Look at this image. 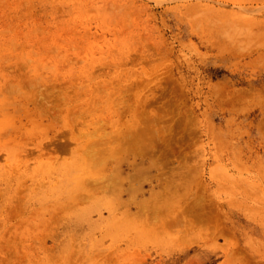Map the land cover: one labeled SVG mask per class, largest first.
Instances as JSON below:
<instances>
[{
    "label": "rangeland",
    "instance_id": "374dc122",
    "mask_svg": "<svg viewBox=\"0 0 264 264\" xmlns=\"http://www.w3.org/2000/svg\"><path fill=\"white\" fill-rule=\"evenodd\" d=\"M0 264H264V0H0Z\"/></svg>",
    "mask_w": 264,
    "mask_h": 264
},
{
    "label": "bare ground",
    "instance_id": "6f19581e",
    "mask_svg": "<svg viewBox=\"0 0 264 264\" xmlns=\"http://www.w3.org/2000/svg\"><path fill=\"white\" fill-rule=\"evenodd\" d=\"M45 96H46V95H45ZM66 97H67V96H66ZM43 100H45V97L43 98ZM70 101H71V99H70ZM106 101H107V100H106ZM152 101H155V102H156V101H157V97H156V98H153V99H151V100H148V101H147V104L151 103ZM36 102H37V100H36ZM60 102H61V101H60ZM171 102H172V101H171ZM44 103H45V101H44ZM147 104H146V105H147ZM152 104H154V103H152ZM163 104H164V103H163ZM163 104H162V106L165 107V105H163ZM166 104H167V103H166ZM58 105L60 106V104H58ZM58 105H57V106H58ZM63 105H64V104H62L61 107H62ZM146 105H145V106H146ZM156 105H157V104H156ZM57 106H54V107L57 109V108L59 107V106H58V107H57ZM162 106L160 107V105H159V106L157 105V106H156L157 111H156L155 113L152 112V113H151L152 116L150 115L149 118H146V119L149 120V119L151 118L153 121H154V120H158V121H160V120H159V119H161L160 116H161V115H162V116L165 115V114H164V115H163V114H161V115L159 114V113L161 112L160 110H162V109L164 108V107H162ZM168 106H169V105L167 104L166 107H165V109H168V110H165V109L162 110V112H163V111H164V112L167 111V112H166V115H165L162 119L165 118L164 120H167L166 122H168V124H167V123H166V124L168 125V128H167V130L165 131L166 133H163V136H161V139H162V142H161V143L164 144V145L166 146V147L164 146L165 148L171 150L172 147H171V148L168 147L169 145H171L170 141H171V140L176 141L177 139L180 140V138L175 137V131H176V130H181L182 128L184 129V127H180V125L182 126V124H181L182 121L180 122L179 119L175 120V118H174V116H175L174 114H175V113H173L174 110H173L172 108H169ZM167 107H168V108H167ZM170 107H171V106H170ZM169 109H171V110H169ZM174 109H175V108H174ZM139 110H140V109H139ZM55 111H56V110H55ZM59 112H60V110H59ZM68 112H69V113H67V114L70 115V113H71L72 111L70 112V110H69ZM146 113H147V112H146ZM146 113H144V114L147 115ZM53 114H54V115H57V114H55V113H53ZM144 114H140V115H143V117H145ZM69 115H67L66 117H68ZM138 115H139V114H138ZM148 115H149V113H148ZM172 115H174V116H172ZM141 118H142V117H141ZM181 118H182V117H181ZM139 119H140V116H139ZM142 119H143V118H142ZM144 119H145V118H144ZM151 119L149 120V122L152 121ZM169 119H170L171 121H170ZM182 119H183V118H182ZM140 120H141V119H140ZM147 120H146V121H147ZM168 120H169L170 122H169ZM68 121L71 122V120H68ZM149 122H147V123H149ZM154 122H155V121H154ZM160 122H161V121H160ZM162 122H163V121H162ZM159 124H160V123H159ZM161 124H162V123H161ZM145 126H146V125H145ZM145 126H144L142 129H140V130L138 129L136 133L133 131V135L135 134V136L132 135V136L134 137V138H133V137L130 135L131 138H132L131 140H128L129 137H128V135H127L128 138H125V140H124L125 143L123 142V143L125 144V145H124L125 148H127V152L129 151L128 149H130L131 147H132L131 149H133V146L136 147V145H133L135 141H136L137 143H139L140 140L143 139V138L145 137V135L147 136L148 133L151 134V131H150V129L148 128L149 125L146 126V127H145ZM158 126H159V125H158ZM160 128H161V127H159V129H160ZM160 130H162V129H160ZM153 131L155 132V129H153ZM71 132H72V131H71ZM125 132H126V131H125ZM161 133H162V132H161ZM156 134H158V133L156 132ZM156 134H155V135H156ZM181 134H182V133H181ZM151 135H152V136H155V135H153V134H151ZM160 135H161V134H160ZM120 136H121V135H120ZM120 136L117 137V139H116L117 141H118L119 138H121ZM125 136H126V135H125ZM122 137H124V135H123ZM157 137H158V136H157ZM157 137H156V138H157ZM162 137H163V138H162ZM178 137H179V135H178ZM100 138H102V137H100ZM100 138L98 139L97 142H94L93 145H94V144L97 145V143H101L100 145H102V143L105 144V143H109V142L111 141V140L109 139V140H110L109 142L106 141V140H105L106 142H104V141H102V139L100 140ZM109 138H111V137H109ZM154 138H155V137H154ZM183 138H184V137H183ZM104 139H105V138H104ZM111 139H112V138H111ZM121 139H122V138H121ZM123 139H124V138H123ZM126 139H127V140H126ZM113 140H114V139H113ZM119 140H120V139H119ZM137 140H138V141H137ZM181 140H182V139H181ZM143 141H144V140H143ZM156 141H157V140H156ZM112 142H115V140L112 141ZM142 143H143V142H142ZM142 143H141L140 147L135 148V150H137V152H140V154H141V153L145 154V152L148 151V149L150 148L151 145H147V143H145V144H146V147H145V146H142ZM159 143H160V142H159ZM161 143H160V144H161ZM169 143H170V144H169ZM135 144H136V143H135ZM145 144H144V145H145ZM153 144H154V145H157V144H155V142H153ZM162 144H161V145H162ZM173 144H174V143H173ZM173 144H172V146H173ZM91 145H92V144H91ZM121 145H122V144H121ZM175 145H176V142H175ZM104 146H105V145H104ZM92 147L95 148V146H92ZM92 147H91V148H92ZM110 147H111V146H110ZM148 147H149V148H148ZM151 147H152V146H151ZM157 147H158V146H157ZM91 148H90V149H91ZM103 148H104V147H103ZM103 148H101V150H102ZM153 148H154V146H153ZM153 148H151V149L153 150ZM159 148H160V147H159ZM86 149H88V148H86ZM151 149H149V150H151ZM161 149H162V148H161ZM84 150H85V149H84ZM94 150H95V149H94ZM94 150H92V151H94ZM103 150L106 151L107 148H105V149H103ZM108 150H109V149H108ZM124 150H125V149H124ZM124 150H123V151H124ZM172 150H173V149H172ZM130 151H131V150H130ZM133 151H134V149H133ZM84 152H85V151H84ZM88 152L90 153L91 150H90V151L88 150ZM88 152H87V150H86L85 153H88ZM125 152H126V150H125ZM165 152H166V151H165ZM95 153H96V152H95ZM99 153H101V152H99ZM99 153H98V154H99ZM154 153H155V152H154ZM172 153H173V155H174V152H172ZM163 154H164V153H163ZM163 154H162V155H163ZM94 155H95V154H94ZM100 155H101V154H100ZM103 155H104V154H103ZM103 155H102V156H103ZM91 156H92V155H91ZM165 156H167V153H166ZM171 156H172V155H171ZM94 157H96V156H94ZM99 157H100V156H99ZM99 157H97V158H99ZM161 157H162V156H161ZM163 157H164V156H163ZM100 158H101V157H100ZM159 158H160V157H159ZM166 158H167V157H166ZM166 158H164V159H166ZM95 159H96V158H95ZM154 159H155V157H154ZM167 159H168V158H167ZM167 159H166V161H167ZM94 161H95V160H94ZM94 161H93V162H94ZM96 161H97V160H96ZM155 161H156V160H155ZM163 161H164V160H163ZM94 164H96V163H94ZM154 164H155V163H154ZM157 166H159L158 163H157ZM144 169H145V168L140 167V170H139V172H141V177H142V178H143V176L145 177V171H146V170H144ZM112 172H113V170H112ZM115 172H116V171H115ZM109 176H110V175H109ZM137 177H138V176H137ZM137 177H136V178H137ZM159 177H160V176H159ZM108 178H109V177H108ZM116 178H117V179H116ZM119 178H120V177H119ZM100 179H101V178H100ZM103 179H104V177H103ZM109 179H110V178H109ZM109 179H107L109 182H108L107 180H106L105 182H106V183L108 182L109 184L111 183V184L113 185L115 182L113 183V182H111V181H113V180L110 179V180H111V181H110ZM138 179H139V177H138ZM159 179H160V178H159ZM94 180H95V179H94ZM94 180H93L94 184H95V182L97 183V180H96V181H94ZM101 180H102V179H101ZM104 180H105V179H104ZM104 180H103V181H104ZM114 180H118V176L115 177ZM120 180H121V179H120ZM87 181H88V180H87ZM141 181H142V179H141ZM88 182H89V181H88ZM90 182H91V181H90ZM100 182H101V181H100ZM100 182H99V183H100ZM118 182H119V181H118ZM118 182H116V183H118ZM116 183H115V184H116ZM119 183L121 184V182H119ZM109 184H108V185H109ZM115 184H114V185H115ZM139 184H140V183H139ZM139 184H138V185H130V187H127V188L123 187L122 184H121V185H117V184H116L117 187L115 186V188H116L117 191H119V193L122 192V190H124V189H125V190L128 189V190L130 191L129 193H130L131 196H130V199H129V201H130L129 203H135V204H138L139 208H138L137 211H138V213L141 215V214L144 212V210H145V211H146V210H147V211L150 210V208L152 207V205H149V206H150V208H149L148 206H144V205H146V204H143V203H144V202H143V201H144L143 199H140L143 203H142V202L140 203V202L136 199V194H137V192L139 191V188H140V187H139ZM159 184H160V181H159ZM88 185H89V184H88ZM92 185H93V184H92ZM96 185H97V184H96ZM108 185H106V187H107ZM112 185H110V187H111ZM99 186H100V184H99ZM158 186H159V185H158ZM98 188H99V187H98ZM101 188H103V187H101ZM112 188H113V187H112ZM112 188H111V189H112ZM105 189H106V188H105ZM107 189L109 190V186H108ZM107 189H106V190H107ZM106 190H105V191H106ZM113 190H114V188H113ZM113 190L111 191L112 193L114 192ZM140 190H141V189H140ZM158 190H162L160 186H159ZM117 191H116V192H117ZM150 191H151V192H154L155 190H154V189H151ZM102 192H103V191H102ZM161 192H162V191H161ZM75 193H76V192H75ZM108 195H109V194H108ZM110 195H111V193H110ZM159 197L161 198V195H160ZM156 198H157V197H156ZM160 198H159V199H160ZM146 200H147V198H146ZM155 201H156V199H155ZM127 202H128V199H127V200H123V203H124L125 205L127 204ZM121 204H122V203H121ZM149 204H150V203H149ZM140 205H142V206H140ZM190 205H192V204H190ZM146 207H147L148 209H147ZM154 208H155V206H153V209L151 208V211H152V210H157V209L159 210V207H158V208L156 207L157 209H156V208L154 209ZM161 209H162V207H161ZM202 210H203V211H202ZM161 211L163 212V210H161ZM161 211H158V214H160V215L163 214V213H161ZM154 212H156V211H154ZM183 212H185V213H183ZM156 214H157V213H156ZM183 214H188V216H190V217H189L190 219H189V223H188V225L203 224V223L206 222V217H209V215L204 211V209H201V208H197V207H195L194 203H193L192 206H189V207L187 206V208L185 207V209L181 211V215H182V216H183ZM175 218H176V217H175Z\"/></svg>",
    "mask_w": 264,
    "mask_h": 264
}]
</instances>
